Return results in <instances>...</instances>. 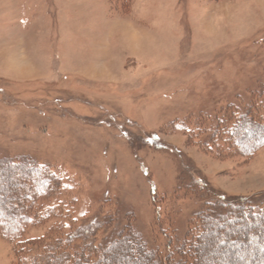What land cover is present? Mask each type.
<instances>
[{
  "label": "rangeland",
  "instance_id": "1",
  "mask_svg": "<svg viewBox=\"0 0 264 264\" xmlns=\"http://www.w3.org/2000/svg\"><path fill=\"white\" fill-rule=\"evenodd\" d=\"M248 110L264 125V0H0V161L44 173L0 264L53 239L97 259L127 226L166 257L207 204L264 203V144L228 132Z\"/></svg>",
  "mask_w": 264,
  "mask_h": 264
},
{
  "label": "trees",
  "instance_id": "2",
  "mask_svg": "<svg viewBox=\"0 0 264 264\" xmlns=\"http://www.w3.org/2000/svg\"><path fill=\"white\" fill-rule=\"evenodd\" d=\"M250 113L251 110L241 113L228 128V132L239 145L245 142L247 136L258 139L257 144L263 145L264 125L257 123L259 120ZM14 172L21 175V178L17 179L18 184L13 178ZM1 174L3 186H0V219L16 223L12 228V235L15 239H20L24 225L34 217L24 203L36 199V196L41 198V194L37 191L34 193L37 194L34 198L30 195L19 196L16 190H20L18 185L24 182L23 178H26V184H31L37 176L44 178V173L29 160L23 159L17 162L0 161ZM16 201L23 205L18 206ZM257 203L239 199V201L214 203L213 206L207 204L206 208L196 214V222L194 221L192 227H189L183 238L177 241L173 247V254L166 257L160 255L156 248H149L148 244L127 226L124 229L125 233L123 230L118 233L119 237L116 241L99 250L97 259L83 258L76 254L69 255L67 249L62 248V239H53L50 248L45 249V246H42V250L45 249V259L44 262L43 259L41 260V264H236L241 258L238 252L223 250L220 248L221 245L235 242L239 248L241 245L249 247L254 240L260 241L257 250L263 251L262 254L253 255L254 264H257L264 261V203L261 201ZM5 225L6 223L4 227ZM245 225L249 229L245 230ZM230 226L236 228L231 230ZM213 235L214 237L211 238ZM19 243L21 246L40 247L39 241L22 239Z\"/></svg>",
  "mask_w": 264,
  "mask_h": 264
}]
</instances>
